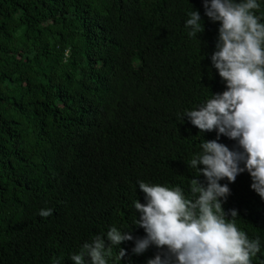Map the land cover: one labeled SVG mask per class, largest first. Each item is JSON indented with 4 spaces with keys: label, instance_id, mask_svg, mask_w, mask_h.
Returning <instances> with one entry per match:
<instances>
[{
    "label": "trees",
    "instance_id": "16d2710c",
    "mask_svg": "<svg viewBox=\"0 0 264 264\" xmlns=\"http://www.w3.org/2000/svg\"><path fill=\"white\" fill-rule=\"evenodd\" d=\"M193 10L205 31L189 37ZM218 27L203 0H0V264H73L112 226L143 237L139 181L191 197L198 173L187 163L216 132L182 114L225 90L211 68ZM251 183L238 175L223 207L264 246V200ZM121 247L122 261L113 246L108 264H146L157 252ZM252 264H264V247Z\"/></svg>",
    "mask_w": 264,
    "mask_h": 264
},
{
    "label": "clouds",
    "instance_id": "9594fccd",
    "mask_svg": "<svg viewBox=\"0 0 264 264\" xmlns=\"http://www.w3.org/2000/svg\"><path fill=\"white\" fill-rule=\"evenodd\" d=\"M264 0H203L204 14L219 22L214 68L225 90L213 93L197 108L186 109L182 119L199 133L216 132V139H204L201 151L187 163L198 175L190 181L186 198L180 186L138 182L144 203L134 201L135 224L144 230L134 237L130 230L115 226L104 235L85 242L70 256L73 264H108L112 247H119L122 261L126 249L121 244L133 241L135 255L156 248L146 264H252V257L262 252L259 237L250 239L238 229L237 209L225 211L230 195L229 183L247 172L251 189L264 200V16L257 15ZM185 28L189 37L205 31L199 10L189 11ZM224 136L235 144L230 148L219 142ZM203 177V181L200 177ZM228 183H221L223 180ZM52 209H41L48 217ZM52 264H60L53 258Z\"/></svg>",
    "mask_w": 264,
    "mask_h": 264
}]
</instances>
